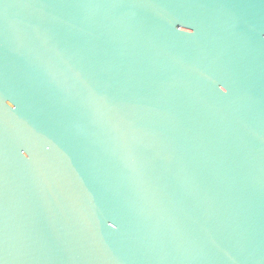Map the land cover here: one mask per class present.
Listing matches in <instances>:
<instances>
[{"label":"water","instance_id":"95a60500","mask_svg":"<svg viewBox=\"0 0 264 264\" xmlns=\"http://www.w3.org/2000/svg\"><path fill=\"white\" fill-rule=\"evenodd\" d=\"M0 264H264V0H0Z\"/></svg>","mask_w":264,"mask_h":264}]
</instances>
